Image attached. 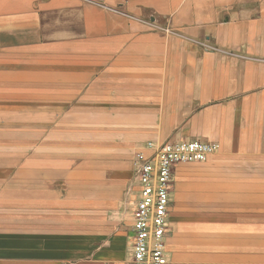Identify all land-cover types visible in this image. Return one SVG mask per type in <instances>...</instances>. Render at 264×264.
<instances>
[{"label":"crops","instance_id":"1","mask_svg":"<svg viewBox=\"0 0 264 264\" xmlns=\"http://www.w3.org/2000/svg\"><path fill=\"white\" fill-rule=\"evenodd\" d=\"M182 140L220 148L168 264H264V0H0V264H126L136 155Z\"/></svg>","mask_w":264,"mask_h":264},{"label":"built area","instance_id":"2","mask_svg":"<svg viewBox=\"0 0 264 264\" xmlns=\"http://www.w3.org/2000/svg\"><path fill=\"white\" fill-rule=\"evenodd\" d=\"M217 143L170 141L148 143L136 155L139 196L132 225L133 247L126 264H168L167 235L174 169L205 162L219 150Z\"/></svg>","mask_w":264,"mask_h":264},{"label":"rangeland","instance_id":"3","mask_svg":"<svg viewBox=\"0 0 264 264\" xmlns=\"http://www.w3.org/2000/svg\"><path fill=\"white\" fill-rule=\"evenodd\" d=\"M121 10L122 9H120V11ZM121 15L126 16L124 14H121ZM126 17H129V16H126ZM158 26H160V25H158ZM160 27H163V26L161 25ZM157 29H159V28H157ZM162 29H163L162 31H164L167 34L179 36V37H184V36H182L183 34H181L179 31H177V29H173L172 26H165ZM185 39L187 42H189L191 44L199 43V42H194L188 36L187 37L185 36ZM202 43H203L204 48H206V47L211 48L209 46L204 45L206 42H202ZM212 49H217V48H216V46L215 47L213 46ZM137 202H138V195H137L136 191L134 189H132V186H131V188L128 191L125 202H124V207L122 209V217H121V221H120V225L122 226V230L126 234L125 238H126L127 242H129L127 249L125 250L128 259H129V252H130L129 251V249H130L129 231H130V226H131L132 221H133L134 209L136 207Z\"/></svg>","mask_w":264,"mask_h":264}]
</instances>
